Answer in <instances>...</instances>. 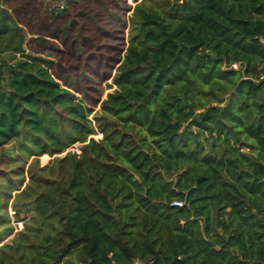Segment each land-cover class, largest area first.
Returning a JSON list of instances; mask_svg holds the SVG:
<instances>
[{
	"label": "trees",
	"instance_id": "1",
	"mask_svg": "<svg viewBox=\"0 0 264 264\" xmlns=\"http://www.w3.org/2000/svg\"><path fill=\"white\" fill-rule=\"evenodd\" d=\"M133 263L264 264V0H0V264Z\"/></svg>",
	"mask_w": 264,
	"mask_h": 264
},
{
	"label": "rangeland",
	"instance_id": "2",
	"mask_svg": "<svg viewBox=\"0 0 264 264\" xmlns=\"http://www.w3.org/2000/svg\"><path fill=\"white\" fill-rule=\"evenodd\" d=\"M139 1H141V0H139ZM129 2H130V1H129ZM234 67H235L234 69L237 68L236 66H234ZM108 84H111V82L109 81ZM109 92H110V90L106 91V92H105V95H106L107 93H109ZM97 110H98V109H96V110L94 111V113H97ZM90 119H92V116L90 117ZM94 138L97 139V140H98V139H101V138H102V135H101L100 133H98L96 136H94ZM77 147H78V149H79L80 146H79L78 144H76L75 146H73L74 149H77ZM45 156H47V155H45ZM32 159H33V158H30V159L27 161V165H26V166L29 165V163L32 161ZM51 159H52V158L49 157V156H47V157H43V156H42V157H40V159H39V165H40V166H44V165H46ZM25 169H27V167H26ZM26 181H27V174H26ZM8 212H9L10 215H12L11 209H9ZM22 229H23V223H20V224L17 226V230H22Z\"/></svg>",
	"mask_w": 264,
	"mask_h": 264
},
{
	"label": "built area",
	"instance_id": "3",
	"mask_svg": "<svg viewBox=\"0 0 264 264\" xmlns=\"http://www.w3.org/2000/svg\"><path fill=\"white\" fill-rule=\"evenodd\" d=\"M79 145V144H78ZM75 146V145H74ZM80 146V145H79ZM69 151H72V152H75L76 154H80V150L78 149H74L73 147L69 150ZM172 206H175V207H180L182 206V203L181 202H178V201H174L172 204Z\"/></svg>",
	"mask_w": 264,
	"mask_h": 264
},
{
	"label": "water",
	"instance_id": "4",
	"mask_svg": "<svg viewBox=\"0 0 264 264\" xmlns=\"http://www.w3.org/2000/svg\"><path fill=\"white\" fill-rule=\"evenodd\" d=\"M234 66L230 67L229 69H224V71H227V72H231L232 70H234ZM133 264H136V263H133Z\"/></svg>",
	"mask_w": 264,
	"mask_h": 264
}]
</instances>
